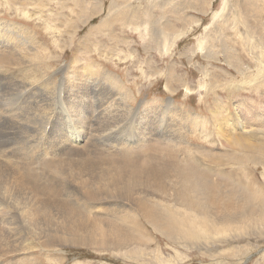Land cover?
I'll use <instances>...</instances> for the list:
<instances>
[{
    "label": "rangeland",
    "instance_id": "rangeland-1",
    "mask_svg": "<svg viewBox=\"0 0 264 264\" xmlns=\"http://www.w3.org/2000/svg\"><path fill=\"white\" fill-rule=\"evenodd\" d=\"M252 1L255 5L245 6L244 0H24L21 6L16 1L18 9L0 0V19L35 29L51 49L52 69L48 71L81 54L85 61L120 76L122 86L134 96L129 100L133 106L142 102V110L150 105V132L156 136L162 134L166 123H170L169 130L174 128L178 135H186L200 119L193 120L196 116L205 117L207 122L200 120L199 124H205L215 136L212 144L199 136L203 131L198 129L197 136L187 141L195 146L192 152L184 155L183 150L170 151L177 162L190 160L197 170L219 182L213 199L207 201L205 196L196 205L191 200L174 202L162 190L150 188L149 205L155 207L150 220L139 211L113 220L110 217L121 227L133 230V240L115 243L107 237L100 245L59 241L47 251L31 248L24 255V264H264V121H253L257 112L264 119V85L258 78L252 83L243 80L244 75L253 78L263 70L254 60L262 58L264 52V0ZM222 7L226 12L213 16ZM242 7H257L258 12L251 16L252 11ZM134 12L138 14H131ZM146 27L149 31L142 33ZM170 32H178V36ZM164 33L172 43L168 50L159 43ZM198 40H203V49L198 48ZM125 52H131V56H124ZM227 58L242 63L241 71ZM48 61L45 57L41 62L46 66ZM6 75L14 81L17 72L10 68ZM258 76L264 83V76ZM55 80L52 108L59 107L56 100L64 97V86L59 78ZM119 92L115 89L113 97L121 102ZM167 99L178 115L164 109ZM215 107L220 113L212 116ZM59 114H68L73 120L71 111L60 110ZM231 119L250 129L242 135L247 142H225L223 132L229 136L240 133L229 130L233 128ZM223 120L228 125L222 132H214L215 123ZM48 126L45 123L42 139L33 147L37 153L45 149ZM73 128L77 134L74 123ZM125 135L123 132L121 136L126 140L132 136ZM164 155L151 156L166 163ZM168 167L170 171L164 177L168 183L175 181L174 174H183L173 163ZM178 188L175 186V191ZM154 218H166L165 223L158 226L159 220Z\"/></svg>",
    "mask_w": 264,
    "mask_h": 264
},
{
    "label": "bare ground",
    "instance_id": "bare-ground-1",
    "mask_svg": "<svg viewBox=\"0 0 264 264\" xmlns=\"http://www.w3.org/2000/svg\"><path fill=\"white\" fill-rule=\"evenodd\" d=\"M4 1L18 9L24 4V0ZM16 1L20 5L16 6ZM244 1L245 6L255 5L252 0ZM257 7L240 9L252 11L249 13L252 16L258 12ZM22 10L28 14L25 7ZM226 10L222 7L213 16L223 15ZM144 31L149 29L141 30ZM170 33L178 36V32ZM164 36L159 43L163 50H168L172 43L167 33ZM73 42L74 39L69 45ZM203 45V40H198V48L203 49ZM51 55V49L48 50L35 29L0 19V264H24V255L31 248L47 251L59 241L70 245H100L107 237L115 243L133 240V230L112 220L138 211L150 220V211L155 210L154 205H149L150 188L162 190L171 201L188 203L191 200L193 205L203 201L205 196L207 201L214 198L219 182L197 170L190 160L177 162L170 153L173 148L183 150L184 155L192 152L195 146L187 141L192 140V135L197 136L199 130L203 131L200 137L214 143L215 136L208 132L205 117L192 118L200 119L194 121V128L186 135L182 132L178 135L180 132H174V128L169 130L170 123H166L162 134L156 136L150 132V105H144L142 110H139L142 102L133 106L129 100L134 96L122 86L120 76L104 66L85 61L81 54H74L69 62L48 71L52 69ZM123 55L129 57L131 52ZM261 56L254 61L263 70L252 75L253 78L244 75L243 80L252 83L258 78V83L264 85L258 76H264V52ZM45 57L49 60L46 66L41 62ZM230 61L241 71L242 63L236 64L234 58ZM10 68L13 73L17 72L14 81L6 75ZM98 68L101 71H97ZM55 78L64 86V97L56 100L59 107L52 108ZM41 82L44 84L40 85ZM115 89L120 90L121 102L113 97ZM166 101H163L164 109L178 115L173 105L169 107L170 101ZM60 110L71 111L73 120L68 114L60 117ZM211 113L219 115V107ZM261 114L257 112L253 121L263 122ZM200 120L204 125L199 124ZM232 121L233 128L229 130L240 133L229 136L223 132L221 136L225 142L234 145L247 142L242 135L250 129L244 123ZM227 122L217 121L214 132H222ZM45 123L49 124L43 143L45 149L37 153L33 147L42 139ZM73 123L79 134L75 133ZM123 132L132 136L126 140L121 136ZM156 153L167 155V160L163 158L165 155L162 157L167 162L152 157ZM108 160L111 165L105 163ZM170 163L179 167L177 170L183 174H174L175 181L168 183L164 177L170 171ZM175 186L179 187L178 191ZM165 219L155 220H159L157 225L160 226Z\"/></svg>",
    "mask_w": 264,
    "mask_h": 264
}]
</instances>
